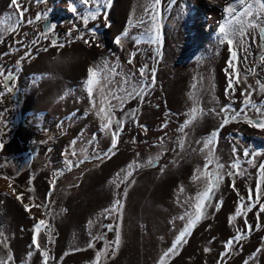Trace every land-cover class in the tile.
<instances>
[{
  "label": "rangeland",
  "instance_id": "374dc122",
  "mask_svg": "<svg viewBox=\"0 0 264 264\" xmlns=\"http://www.w3.org/2000/svg\"><path fill=\"white\" fill-rule=\"evenodd\" d=\"M131 2L135 10L129 5ZM18 3H25V0H18ZM10 4L11 0H0V19L18 11L10 8ZM194 5L195 0H176L174 4L171 0H160L159 4L154 0H112L107 16H101L87 26L89 29L95 27L96 37L94 43L85 44L83 40H72L66 35L73 26L77 30L72 32V37L85 31L81 21V14L87 11L85 6L77 4V11L73 12L69 0H46L43 4L28 0L24 19L48 11L49 17L57 24L55 33L59 40L71 42L61 48L51 46L49 38L32 47L30 42L34 35L43 32V20L20 27L18 33L8 35L0 42V54L9 52L13 46L21 49L0 55V64L7 69H13L29 49L32 52V58L22 62L16 79L10 82L15 84V90L0 96V143H3L0 164L7 162V167L0 169V177H15L11 181L0 178V227L8 238L15 264H25V261L26 264H42L40 251L29 247L33 236L37 235L33 226L38 219H45L51 228L52 242H49L43 226L37 236L40 248H47L55 257L49 264H92L96 252L105 247V242L96 241L93 248H89L88 243L93 236L100 234L105 235L106 242L115 239L114 232L100 225L114 224L116 218L105 219L101 213L111 206L114 197L123 195L125 187H128V193L123 200L121 244L114 256L109 250L108 257L101 264H157L184 224L178 220L175 226L170 223L173 217L184 211L176 203L177 195L183 201L195 197L201 190L192 176L197 168H203L205 154L199 151L202 144L195 142L207 139L217 129L215 156L228 165L232 162L233 148H237L246 174L235 177V190L231 186L233 179L225 177L213 200L215 204L222 199L221 208L219 211L208 209L207 218L197 224L187 238L188 242L170 264H218L225 251V241L235 235L237 227L244 228L243 218L230 225L229 216L235 212L239 199L237 190L247 197L249 187L255 188L259 182V164L264 163V129L242 120L219 128L221 118L208 111L212 108L219 111L220 107L230 103L239 111L245 97L240 88L234 94L226 93L225 68L230 56L229 46L216 42L206 47L201 43L198 45L199 40L218 35V26L224 19L223 8L219 10L216 25H212L208 21V12L192 21L189 13L195 12L197 7ZM146 6L152 8L151 17L145 15ZM141 16L145 20L151 18L149 27L152 24L158 26L153 31L159 32V44L141 43L137 46L131 39L124 40L121 45L115 43V38L129 26V21L135 23ZM142 30L141 27H131L130 35H138ZM21 40L29 47L16 43ZM157 47L159 54L155 52ZM137 48L139 53L132 64H128L129 54ZM261 53L259 43L254 41L246 66H252L255 61L260 67L256 69V76L247 78L246 83L252 89H257V79L264 83V64L259 60ZM197 57L201 59L197 60ZM104 62L118 63L124 72H135L145 63L150 69H156V86L150 94L143 102L132 100L125 106V110L137 109L139 124L147 126V131L128 123L115 155L103 160L89 159L79 167L65 171L56 179L50 196L51 215H45L42 208L31 205L45 201L53 173L64 168V157L66 150L71 151V141L77 140L74 146L77 155L69 156L74 160L83 159L81 149L91 157L94 150L102 153L111 144V136L100 131V120L95 115L97 109L91 107L85 87L89 68ZM241 64H244L243 60ZM232 70H235L234 65ZM42 74L47 75L33 83V77ZM193 84H196L195 89ZM190 94L196 96L208 114L185 128L187 137L185 148L181 150L177 141L183 134L178 129L188 119L187 114L193 107ZM248 98L259 105L264 102V93L257 90ZM96 99H100L99 94ZM246 111L249 116L254 115L252 111ZM115 115L121 117L122 113L116 111ZM164 124H167L166 128L161 127ZM93 135L96 140L90 145L87 141ZM162 136L165 137L163 148L159 143ZM245 149L249 153H260L255 157V166L243 162ZM161 152L159 163L166 166L163 173L159 166L142 167L134 171L135 183L131 186L123 184L117 189L111 183L116 173L126 169L129 163L143 164ZM181 185L185 189L183 194L178 193ZM29 188L33 191H27ZM21 194L22 201L16 198ZM25 204L30 205L29 211L25 210ZM257 210L258 206L247 214L248 224L254 230L234 247L226 257V264H243L264 242V213L257 216ZM257 223L261 225L259 230H255ZM205 248L211 250L205 252ZM6 251L0 247V253L6 254ZM29 251L33 252L30 258L27 257ZM249 264H264V251Z\"/></svg>",
  "mask_w": 264,
  "mask_h": 264
},
{
  "label": "snow or ice",
  "instance_id": "6c2138e0",
  "mask_svg": "<svg viewBox=\"0 0 264 264\" xmlns=\"http://www.w3.org/2000/svg\"><path fill=\"white\" fill-rule=\"evenodd\" d=\"M27 2L28 0H25V3H18V0H11L10 8L18 9V11L11 12L6 18L0 19V42H2L6 36L12 33H18L19 28L22 26L31 25L41 20L45 22L48 21V11H44L42 14L38 13L34 18L24 19V16L28 11ZM32 2L43 4L46 3V0H32ZM154 2L155 4H159L160 0H154ZM171 2L174 4L176 0H171ZM111 3L112 0H69L71 11H77V4L85 6L87 11L81 14V21L85 31L80 32L79 35L75 37H72V32L77 30L76 27L73 26V29H70L66 35L72 40H83L85 44L94 43L96 29L95 27L89 29L87 26L90 22L96 21L101 16L106 17L107 10L110 8ZM222 12L224 14V19L218 26V40L220 44H227L229 46L230 53L229 60L226 62L225 68L228 84L226 93L229 95L234 94L235 90L240 88L241 94L245 97V99L243 101V107L239 111L233 109L231 107V103L220 107L219 111L215 108L209 109L208 111L221 118L219 128H223L230 122L242 120L250 126L264 129V102H261L258 105L248 98L254 91L257 90L260 93H264V83H262L260 79H257V89H252L251 86L246 83L248 76H256V69L260 67V65L255 61L252 66H246L249 49L253 46L254 41L259 43L262 50L259 60L261 64H264V0H226V5L223 7ZM151 14L152 8L150 6H146L145 15L151 17ZM151 23V18L149 20H145L143 16H141L135 23L130 20L129 26L115 38L114 42L121 45L124 40L131 39L137 46L141 43L158 45L160 39L159 32L153 31V28H157L158 26L152 24V27H149V24ZM56 27V24L45 23L44 31L36 33L33 40L30 42V45L34 47L39 44L41 40L49 38L51 46L61 48L64 47L66 43L71 42V40H59L57 34L55 33ZM131 27H141L143 30L138 35H130ZM24 35L26 36L27 33ZM16 43L21 47H29L28 45H24L22 40L16 41ZM20 50L21 49L19 47L13 46L10 47L9 52L0 55H9ZM139 51L140 49L137 48V50L129 54V59L127 61L128 64H132ZM155 52L159 54V47L155 49ZM30 58H32L31 49L25 52L24 55L17 60L13 69H7L5 65L0 64V77H2V81H0V89H3L0 91V96L12 93L15 90V84H11L10 82L16 79L17 74L21 69L22 62ZM200 59V57H197V60ZM242 60L244 61V64H241ZM233 65L235 66L234 71L232 70ZM242 69L243 73L241 74ZM88 73L89 75L85 81V87L88 97L90 98V104L93 109H97L95 111V115L100 120V131L104 135L111 136V144L107 150L102 153H96L94 150L91 157L87 154L86 150L81 149L83 159L74 160L69 158V156L75 157L77 155L74 149L77 140L73 139L71 141L69 146L71 151L66 150L67 154L64 157V168L53 173V179L49 184V193L46 194L45 201L43 203H33V205H31L37 208H42L45 215H51L50 196L52 191H54L56 179L62 176L65 171H71L73 167H79L80 164L89 159L103 160L115 155L120 136L124 131L125 125L128 123L143 127L145 131H147V126L139 124L137 109L125 110V106L132 100L143 102L145 97L150 94L151 90L156 86L155 68L150 69L149 65L145 63L135 72H124L118 63L116 65H110L108 62H104L102 64L95 65L94 67H90ZM46 75L47 74L34 76L33 83L45 78ZM192 88L195 89L196 84H193ZM97 94L100 96L99 100L96 99ZM190 98L192 99L193 107L187 114L188 119H186L178 129V131L183 134V136L178 138L177 141L181 150H184L185 148V137H187L185 128L192 125L193 122L202 115L208 114L200 106V101L195 95L190 94ZM246 110L252 111L254 115L249 116ZM116 111L121 112L122 116L116 117ZM74 115L75 113H73V116ZM161 127L166 128L167 124H164ZM218 131L219 129L214 130L207 139L195 142L197 144H202L199 151L205 154L203 168H197L195 170V174L192 176L193 182L198 183L201 190L197 191L195 197H190L183 201L180 199V195H177L176 203L178 206L183 208L184 211L183 214L173 217L170 223L175 226V222L178 220L184 222V224L182 229L178 231V234L175 235L170 247L162 252L157 264H170V260L175 255H178L180 250H182L183 245L188 242L187 238L191 236L192 231L197 224L207 218L209 208H214L215 211H219L223 204V200L220 199L215 204H213V200L225 177L233 179L231 186L235 190V177H243L246 174V169L241 167L242 159L237 151V148H233L232 162L228 165L221 163L219 158L215 156ZM95 140L96 137L93 135L87 143L90 145L94 144ZM164 140V136L159 138L161 148H163ZM133 142H135V140H133ZM2 148L3 143H0V149ZM192 150L196 151V149ZM162 155L163 152L149 158L143 164L137 161L129 163L126 169H121L118 173H116V178L112 180L111 183L117 189H119L123 184L131 186V184L135 183V180L133 179L134 171L142 167L159 166L161 173H163L166 166L159 164ZM258 155H260V153H249V151L245 149L243 151V162L249 166H255V157ZM137 156H139L138 153ZM172 163H175V161ZM6 167L7 162L0 164V169ZM18 174L19 173H17V175ZM0 178H6L11 181L15 177H8L7 175H4ZM12 189V192L15 193V189ZM27 191L32 192L33 189L29 188ZM184 192L185 189L183 185L179 186L178 193L183 194ZM127 193L128 187H125L123 195H117L114 197L111 206L105 208L101 213L105 219H110L113 216L116 218V223L114 224L108 223L100 225L101 228L106 229L109 232H114L115 239L110 242H106L104 234L92 237L88 243L89 248L95 247L96 241L105 242V247L96 252L92 264H101L102 260L108 257L109 250H111V253L114 256L116 250L121 244L120 228L124 208L123 200L127 196ZM237 195L239 199L237 201L234 214L229 216V224L234 225V222L238 218H243L244 228L237 227L235 235L225 241V251L221 253L218 264H226V257L232 253L234 247L238 245L240 241L247 239L254 230L253 226L248 224L247 214L251 212L253 208H257V206V216H259L260 213H264V202H261L262 199H264V163L259 164V182L256 184L255 188L249 187L247 197L240 195L238 190ZM16 198L22 201L23 195H17ZM31 199L35 200V197H31ZM24 208L26 211H29L30 205L25 204ZM89 223L91 224L93 222L90 221ZM42 226L48 233L49 242H52L51 228L46 224L45 219H38L33 226V231L37 235L33 236V243L29 247L40 251L42 264H49V261L55 260V257L50 255L47 248L41 249L37 239L38 234L42 230ZM260 227L261 225L257 223L255 225V230H259ZM7 239L8 238L5 236L3 228L0 227V247L7 250L6 254L0 253V264H15L14 255L7 243ZM75 250L79 251L80 249ZM210 250V248L204 249L205 252H209ZM262 251H264V242L261 243V246L258 247L251 256L245 259L243 264H249V261L255 260L257 255ZM32 255V251L27 253L28 258ZM65 255H68V253H65Z\"/></svg>",
  "mask_w": 264,
  "mask_h": 264
},
{
  "label": "bare ground",
  "instance_id": "6f19581e",
  "mask_svg": "<svg viewBox=\"0 0 264 264\" xmlns=\"http://www.w3.org/2000/svg\"><path fill=\"white\" fill-rule=\"evenodd\" d=\"M211 4H213V5H211ZM129 5L130 6L132 5V7H133L134 3L131 2ZM225 5H226L225 0H209V1L208 0H195V5L194 6L197 7V8L195 10L194 9L195 7H194L193 9L195 10V12L189 13L190 14V18L192 19V21H195L199 17L206 16V13L208 12L209 13L208 14L209 24L216 25L217 19L220 18L219 10H221V8L225 7ZM135 8L136 7H133L132 9L135 10ZM221 15L223 16V14H221ZM197 20H199V19H197ZM215 42L219 43L218 35H215L213 38H208L205 41L199 40L198 45L201 43V44H203V47H206L207 45H210V44L215 43ZM181 85H183V84H181ZM175 90H176V88H175Z\"/></svg>",
  "mask_w": 264,
  "mask_h": 264
},
{
  "label": "water",
  "instance_id": "95a60500",
  "mask_svg": "<svg viewBox=\"0 0 264 264\" xmlns=\"http://www.w3.org/2000/svg\"><path fill=\"white\" fill-rule=\"evenodd\" d=\"M45 23L56 24V22H55L54 20H52V19L49 17L48 21H46V22L44 21V22H43V25H42V26H43V31H44V25H45ZM56 25H57V24H56ZM55 30H56V29H55Z\"/></svg>",
  "mask_w": 264,
  "mask_h": 264
},
{
  "label": "crops",
  "instance_id": "0c3cea01",
  "mask_svg": "<svg viewBox=\"0 0 264 264\" xmlns=\"http://www.w3.org/2000/svg\"><path fill=\"white\" fill-rule=\"evenodd\" d=\"M156 200V198H154ZM155 202V201H154ZM98 216V215H97ZM104 217V216H103Z\"/></svg>",
  "mask_w": 264,
  "mask_h": 264
},
{
  "label": "flooded vegetation",
  "instance_id": "af4514ba",
  "mask_svg": "<svg viewBox=\"0 0 264 264\" xmlns=\"http://www.w3.org/2000/svg\"><path fill=\"white\" fill-rule=\"evenodd\" d=\"M57 28V27H56Z\"/></svg>",
  "mask_w": 264,
  "mask_h": 264
},
{
  "label": "trees",
  "instance_id": "16d2710c",
  "mask_svg": "<svg viewBox=\"0 0 264 264\" xmlns=\"http://www.w3.org/2000/svg\"><path fill=\"white\" fill-rule=\"evenodd\" d=\"M160 164V163H159Z\"/></svg>",
  "mask_w": 264,
  "mask_h": 264
}]
</instances>
